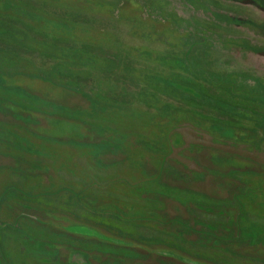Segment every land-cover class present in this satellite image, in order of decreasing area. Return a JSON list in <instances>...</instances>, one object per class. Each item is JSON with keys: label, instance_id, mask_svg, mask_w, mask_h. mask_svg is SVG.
<instances>
[{"label": "rangeland", "instance_id": "1", "mask_svg": "<svg viewBox=\"0 0 264 264\" xmlns=\"http://www.w3.org/2000/svg\"><path fill=\"white\" fill-rule=\"evenodd\" d=\"M0 264H264V0H0Z\"/></svg>", "mask_w": 264, "mask_h": 264}, {"label": "trees", "instance_id": "2", "mask_svg": "<svg viewBox=\"0 0 264 264\" xmlns=\"http://www.w3.org/2000/svg\"><path fill=\"white\" fill-rule=\"evenodd\" d=\"M157 171L155 170V172H153V173H155L156 175H158V172L156 173ZM164 176H165V174H164ZM165 178H166V176H165Z\"/></svg>", "mask_w": 264, "mask_h": 264}]
</instances>
